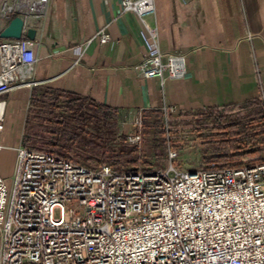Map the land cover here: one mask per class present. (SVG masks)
Returning <instances> with one entry per match:
<instances>
[{
  "label": "built area",
  "instance_id": "2783aa9c",
  "mask_svg": "<svg viewBox=\"0 0 264 264\" xmlns=\"http://www.w3.org/2000/svg\"><path fill=\"white\" fill-rule=\"evenodd\" d=\"M48 5L7 0L4 10L11 20L21 12L41 17ZM121 7L142 25L148 47L142 76L162 84L183 80L186 56L161 52L158 29L148 23L155 0H121ZM0 64V97L39 85L31 42L4 39ZM5 113L0 101V151ZM176 113L165 108V120ZM177 160L171 149L165 169L115 172L20 147L10 185L0 174V264H264V159L198 171L178 169Z\"/></svg>",
  "mask_w": 264,
  "mask_h": 264
},
{
  "label": "crops",
  "instance_id": "0c3cea01",
  "mask_svg": "<svg viewBox=\"0 0 264 264\" xmlns=\"http://www.w3.org/2000/svg\"><path fill=\"white\" fill-rule=\"evenodd\" d=\"M6 2L0 0V44L11 22ZM155 8L148 23L158 29L161 52L186 56L181 81L162 84L142 76L138 67L148 55L142 25L122 10L121 0H49L41 17L16 15L25 32L36 31L34 41L26 33L23 39L32 44L39 85L0 97L6 102L0 174L7 184L18 149L28 148L33 123L44 122L43 115L52 118L69 99L85 100L113 118L164 117L170 107L177 109L171 116L176 118L264 98V0H155ZM102 35L109 38L105 44ZM54 94L62 98L55 112L41 102Z\"/></svg>",
  "mask_w": 264,
  "mask_h": 264
},
{
  "label": "rangeland",
  "instance_id": "374dc122",
  "mask_svg": "<svg viewBox=\"0 0 264 264\" xmlns=\"http://www.w3.org/2000/svg\"><path fill=\"white\" fill-rule=\"evenodd\" d=\"M207 115L169 116V121L163 116L150 115L141 118L143 125L139 129L135 116L115 117L106 122L101 114L90 112L81 121L82 118H73L74 115L62 107L56 118L43 115L40 120L44 122L33 123L30 131L32 139L26 137V141L30 142L28 149L36 152H44L50 144L66 146L75 163L91 169L109 166L115 172L133 170L126 161L112 162L122 160L120 157L125 147L135 146L145 165L142 168L151 171L168 166V152L172 149L179 155V160L174 162L175 167L198 171L208 166L204 161L207 147L203 139V134L207 132L203 120ZM57 120H63V123L58 124ZM136 136H140V140L134 145L130 141ZM76 207L74 204L72 209ZM54 216L58 219L60 211L56 210Z\"/></svg>",
  "mask_w": 264,
  "mask_h": 264
},
{
  "label": "trees",
  "instance_id": "16d2710c",
  "mask_svg": "<svg viewBox=\"0 0 264 264\" xmlns=\"http://www.w3.org/2000/svg\"><path fill=\"white\" fill-rule=\"evenodd\" d=\"M54 96L49 100L41 101L53 106V112L61 109L58 106L56 108V105L62 100L60 95L54 94ZM65 110L71 112L74 115L73 118H84L87 113L95 112L101 114L106 122L113 119V116L103 108L88 104L81 99H69ZM56 114L52 116V119L56 118ZM83 118L81 121H84ZM62 121L57 120L58 124L63 123ZM203 121L207 131L203 134L207 147L204 161L208 166L214 165L219 170L240 169L246 166H256L264 159V103L261 100H255L238 108L208 113ZM58 128L60 129V126ZM43 151L73 162L75 160L70 156L66 146L50 144ZM120 158L122 160L112 162L126 161L129 166L133 167L131 172H152L142 168L144 163L141 162L135 146L125 147Z\"/></svg>",
  "mask_w": 264,
  "mask_h": 264
},
{
  "label": "water",
  "instance_id": "95a60500",
  "mask_svg": "<svg viewBox=\"0 0 264 264\" xmlns=\"http://www.w3.org/2000/svg\"><path fill=\"white\" fill-rule=\"evenodd\" d=\"M24 33H26V37L28 39L34 41L36 36V31L32 29H26L25 32V22L21 17L17 16L11 20L7 28L3 31L1 37L3 39L20 40L24 38Z\"/></svg>",
  "mask_w": 264,
  "mask_h": 264
}]
</instances>
